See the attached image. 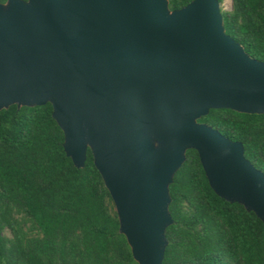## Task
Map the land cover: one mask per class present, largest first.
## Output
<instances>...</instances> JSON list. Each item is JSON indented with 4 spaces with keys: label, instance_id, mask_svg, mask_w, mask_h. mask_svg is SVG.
<instances>
[{
    "label": "water",
    "instance_id": "water-1",
    "mask_svg": "<svg viewBox=\"0 0 264 264\" xmlns=\"http://www.w3.org/2000/svg\"><path fill=\"white\" fill-rule=\"evenodd\" d=\"M47 103L76 167L91 149L139 264H163L188 149L220 197L264 222V172L197 121L264 113V61L227 33L220 0L172 12L167 0L0 3V108Z\"/></svg>",
    "mask_w": 264,
    "mask_h": 264
},
{
    "label": "trees",
    "instance_id": "trees-1",
    "mask_svg": "<svg viewBox=\"0 0 264 264\" xmlns=\"http://www.w3.org/2000/svg\"><path fill=\"white\" fill-rule=\"evenodd\" d=\"M223 17L227 33L264 61V0H233ZM200 121L243 142L264 172V113L211 109ZM64 141L51 103L0 108V264H138L91 149L78 168ZM170 194L163 264H264V222L214 191L196 150Z\"/></svg>",
    "mask_w": 264,
    "mask_h": 264
},
{
    "label": "rangeland",
    "instance_id": "rangeland-1",
    "mask_svg": "<svg viewBox=\"0 0 264 264\" xmlns=\"http://www.w3.org/2000/svg\"><path fill=\"white\" fill-rule=\"evenodd\" d=\"M7 1L8 0H6V1H1L0 0V3H2V4H7ZM170 1L171 0H167V2H168V8H169V10L172 12L174 9L172 8V5L170 4ZM221 8H222V11L224 12V11H231L232 9H233V1L232 0H222L221 1ZM204 117V116H203ZM202 118V117H201ZM201 118H199L197 121L198 122H201L200 121V119ZM202 123H205V122H202ZM189 150V149H188ZM188 150L186 151V159H187V152H188ZM195 150V149H194ZM200 157V156H199ZM186 161V160H185ZM104 181V180H103ZM109 191V190H108ZM111 195V194H110ZM112 197V196H111ZM113 199V198H112ZM113 203H114V200H113ZM114 209H115V211L117 212V209H116V205H115V203H114ZM117 214H118V212H117ZM6 233H9V231H6ZM131 250H132V248H131ZM135 259V258H134ZM136 261V260H135ZM137 263H138V261H136ZM139 264V263H138Z\"/></svg>",
    "mask_w": 264,
    "mask_h": 264
}]
</instances>
